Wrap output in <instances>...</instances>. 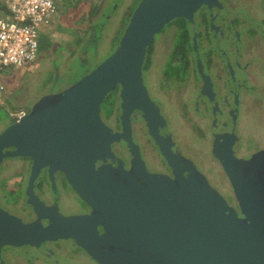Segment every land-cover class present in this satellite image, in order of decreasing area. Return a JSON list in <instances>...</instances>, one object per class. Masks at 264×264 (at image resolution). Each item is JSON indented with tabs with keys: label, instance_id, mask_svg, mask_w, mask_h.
Segmentation results:
<instances>
[{
	"label": "water",
	"instance_id": "1",
	"mask_svg": "<svg viewBox=\"0 0 264 264\" xmlns=\"http://www.w3.org/2000/svg\"><path fill=\"white\" fill-rule=\"evenodd\" d=\"M216 4L140 0L106 59L71 86L41 96L0 133V163L17 156L32 161L29 189L33 176L48 166L62 172L92 209L87 215L58 213L57 221L44 226L39 220L24 223L0 207V247L71 238L99 264H264V148L247 161L231 149L228 159H220L239 212L188 160L186 172L173 179L151 174L143 164L120 175L107 163V137L118 134L100 116L106 95L122 85L120 135L131 144L128 115L138 100L151 102L141 65L154 35L175 18L192 20L202 5ZM143 117L148 124L162 119L156 108Z\"/></svg>",
	"mask_w": 264,
	"mask_h": 264
},
{
	"label": "flooded vegetation",
	"instance_id": "2",
	"mask_svg": "<svg viewBox=\"0 0 264 264\" xmlns=\"http://www.w3.org/2000/svg\"><path fill=\"white\" fill-rule=\"evenodd\" d=\"M218 2L212 7L202 5L192 20L177 17L182 19L169 26L166 39L161 35L155 40L165 26L154 35L141 65L142 83L152 105L138 100L130 111L128 144L120 135L124 128L122 85L117 84L112 90L116 112L106 125L118 137H107L105 149L108 166L120 175L143 164L147 172L173 179L176 172H186L190 161L212 186L210 173H220L232 191L224 198L239 212L220 159H228L231 149L237 159L247 161L264 148L263 144L239 150L242 118L250 110L264 112V5L254 12L248 5L238 9L228 0ZM250 20H255L261 31H256ZM153 108L162 119L154 118L148 124L143 114ZM12 158L26 159L28 164L1 175L0 180L5 179L0 186L1 208L16 212L24 223L39 220L44 226L57 221L58 213L74 216L91 212L62 172L42 167L29 189L32 161L21 156L3 160ZM83 259L99 264L71 238L0 247V264H83Z\"/></svg>",
	"mask_w": 264,
	"mask_h": 264
},
{
	"label": "rangeland",
	"instance_id": "3",
	"mask_svg": "<svg viewBox=\"0 0 264 264\" xmlns=\"http://www.w3.org/2000/svg\"><path fill=\"white\" fill-rule=\"evenodd\" d=\"M72 1L73 0L58 1L57 15L60 17L61 23H64V17H66L68 7L72 5ZM139 1L140 0H109V3L102 9L98 17L94 20H90L91 24L86 23L81 26V21L74 19L86 30L84 33L89 35V37L86 41L83 56L69 57L66 65L62 66V61L71 53L70 44H55L51 41L49 49L46 50L45 45L43 48L39 47V58L34 67H22V69L18 70H16V67H11L7 70L4 77L5 79H0L7 88V92L2 98L3 105L0 110V133L16 120L15 113L30 110L32 105L45 94L56 93L71 86L106 59L117 48L119 40L130 20L131 14ZM228 2L229 5L238 9L248 5L249 9L254 12H257L260 4L264 5V0H228ZM239 14L242 15L241 13ZM179 21V19H174L171 23H167L163 29V33H158L159 35L156 34L155 40L161 35L163 36L162 39H166L169 31H171L169 26L171 24H177ZM250 21L256 31H261L260 28L256 27L257 24H255V20ZM89 29L94 30L90 32ZM72 37L75 39V34H66V38ZM80 40L84 41L85 38L81 37ZM47 41H50V39H43L41 42L44 43ZM73 43H75V40ZM73 52H77V48L74 49ZM14 98H16L15 102ZM115 103L116 97L113 91L109 92L101 103L100 116L102 121L107 125L109 121H113V116L116 112ZM239 128L240 143L242 144L239 146L240 151L245 152L249 147L253 149L255 146L264 144V112L254 113L253 110H250L246 116L242 118ZM111 144L112 143H109L107 145L111 146ZM27 164L28 161L23 158L4 159L3 165H0V177L6 174L10 169L24 168ZM202 166L204 167L203 163ZM209 178L212 186L215 187L223 197H230L232 195V191L228 184H225V182L220 179V173L211 172ZM4 180L5 179L0 180V186L3 184L2 181ZM10 212L18 217L16 212ZM82 262L83 264H92L89 259H83Z\"/></svg>",
	"mask_w": 264,
	"mask_h": 264
},
{
	"label": "built area",
	"instance_id": "4",
	"mask_svg": "<svg viewBox=\"0 0 264 264\" xmlns=\"http://www.w3.org/2000/svg\"><path fill=\"white\" fill-rule=\"evenodd\" d=\"M58 0H0V73L38 58L39 36L51 24ZM5 85L0 80V110ZM25 112L15 113L16 120Z\"/></svg>",
	"mask_w": 264,
	"mask_h": 264
},
{
	"label": "crops",
	"instance_id": "5",
	"mask_svg": "<svg viewBox=\"0 0 264 264\" xmlns=\"http://www.w3.org/2000/svg\"><path fill=\"white\" fill-rule=\"evenodd\" d=\"M58 1L56 2L57 8H56V12L52 18L51 24L48 27L43 28L40 32L39 45L42 43L41 41L43 39H45V40L50 39V41L42 43V44L47 45L46 50L49 49V47L51 46V41H53V43H55V44H57V43H59V44H63V43L70 44L69 46L71 49V53L69 55H67L66 58L62 61V66H63V65H66L68 63L67 59L69 57H73V56H80L81 57V56H83L84 51H85L84 49L86 47V41H87L89 35H86V33H84V31H86V30H84V28L81 26H83V24H86V23L91 24L90 20H94L98 17V15L102 11V9L107 5V3H109V0H73L72 5H69V7H68V12L66 13V17H64V23L60 22L61 19L57 15L58 14ZM56 16H57V18H56ZM74 19L80 20L81 26L78 24V21L74 20ZM89 30H90V32H93L94 29H89ZM68 33H73V35L75 34V39L73 37H72L73 39L72 38H66V34H68ZM87 33H88V31H87ZM81 37L85 38V40L84 41L80 40ZM74 40H75V43H73ZM78 41H79V43H78ZM80 41H82V42H80ZM76 48H77V52H73V50ZM38 55H39V52H38ZM37 57L39 58V56H37ZM38 58H36L35 61H33L31 63H27L23 66L5 67L0 74V79L1 80H2V78L5 79L4 78L5 73L11 67H16V70L22 69V67H27V68H29L30 66L34 67L35 64L37 63ZM6 92H7V88L5 85V91L3 93V96L5 95ZM15 101H16V98H14V102ZM2 105H3V102H2ZM24 112H25V110H24Z\"/></svg>",
	"mask_w": 264,
	"mask_h": 264
},
{
	"label": "trees",
	"instance_id": "6",
	"mask_svg": "<svg viewBox=\"0 0 264 264\" xmlns=\"http://www.w3.org/2000/svg\"><path fill=\"white\" fill-rule=\"evenodd\" d=\"M178 19V18H177ZM179 19H182V18H179ZM45 44H40L39 46L43 48ZM47 47V45H45Z\"/></svg>",
	"mask_w": 264,
	"mask_h": 264
}]
</instances>
